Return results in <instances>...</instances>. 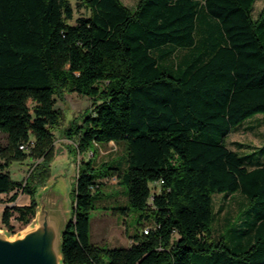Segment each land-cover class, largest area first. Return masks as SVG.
<instances>
[{"label": "trees", "instance_id": "16d2710c", "mask_svg": "<svg viewBox=\"0 0 264 264\" xmlns=\"http://www.w3.org/2000/svg\"><path fill=\"white\" fill-rule=\"evenodd\" d=\"M254 2L77 0L86 13L75 17L70 0H0V194H10L2 225L13 232L11 218H34L63 117L55 99L76 92L91 106L64 130L74 154L110 141L124 153L99 166L80 160L65 264H264V144H228L264 113V6L254 18ZM26 156L41 160L13 180L11 161ZM109 177L126 188L129 207L115 209L152 222L128 246L90 240V212ZM19 191L29 203L12 204ZM221 192L240 193L245 208L215 238Z\"/></svg>", "mask_w": 264, "mask_h": 264}, {"label": "rangeland", "instance_id": "374dc122", "mask_svg": "<svg viewBox=\"0 0 264 264\" xmlns=\"http://www.w3.org/2000/svg\"><path fill=\"white\" fill-rule=\"evenodd\" d=\"M75 8L74 16L86 13L85 9H76L77 0H70ZM124 4L133 6L137 0H122ZM264 6V0H255L252 10V16L255 18ZM55 106L63 112L62 120L57 128L54 129L53 157L49 162V177L38 190L45 186L48 180L53 176H58L59 190L62 192L69 210L72 202L71 189L78 171V165L82 158L91 157L95 166H99L102 162H109L121 158L124 150L123 144H116L113 141L103 144H95L94 151H86L82 154H74L72 148L75 147L73 139L66 137L64 130L70 126L74 120H80L85 109L90 108L91 99L88 96L78 94L76 92L64 93L62 98L56 97ZM246 122L240 129L235 128L228 137V144L231 148H236L235 142L247 144L248 147L242 148L240 151L249 152L250 148H257L264 144V113L260 112L248 117ZM247 128H246V127ZM249 127V128H248ZM0 143L4 145L6 138L1 134ZM41 160L38 156L24 157L23 159H14L9 165L10 176L13 180H24L31 175L32 167ZM103 185L99 189V195L95 198V208L90 212V240L98 245L109 247L128 246L132 242V236L135 233L145 232V228L152 226L149 220H143L141 224H137L138 212L133 209H127L125 213L115 208L129 207L126 195V188L117 182V178H103ZM37 190V191H38ZM224 192L215 193L213 195V204L215 210V220L213 224L214 237L217 238L220 233L228 234L227 230L233 220L242 219L241 213L245 208V198L240 193L228 195L224 197ZM10 194L0 195V229L7 230L1 223V215L4 206L7 204ZM26 200V201H25ZM30 199L27 194L21 191L18 193L17 199L12 204L29 203ZM26 203V204H27ZM10 204V203H9ZM34 218L27 225L11 218L14 226L12 235L23 231L27 226L32 224Z\"/></svg>", "mask_w": 264, "mask_h": 264}, {"label": "water", "instance_id": "95a60500", "mask_svg": "<svg viewBox=\"0 0 264 264\" xmlns=\"http://www.w3.org/2000/svg\"><path fill=\"white\" fill-rule=\"evenodd\" d=\"M57 184L55 175L36 192L32 224L14 235L0 229V264H65L62 235L70 215Z\"/></svg>", "mask_w": 264, "mask_h": 264}, {"label": "built area", "instance_id": "2783aa9c", "mask_svg": "<svg viewBox=\"0 0 264 264\" xmlns=\"http://www.w3.org/2000/svg\"><path fill=\"white\" fill-rule=\"evenodd\" d=\"M19 147H20V149L27 148V147H25L24 145H20ZM145 232H147V228H145Z\"/></svg>", "mask_w": 264, "mask_h": 264}, {"label": "crops", "instance_id": "0c3cea01", "mask_svg": "<svg viewBox=\"0 0 264 264\" xmlns=\"http://www.w3.org/2000/svg\"><path fill=\"white\" fill-rule=\"evenodd\" d=\"M1 195V194H0ZM26 201V200H25ZM25 204L27 203V202H24ZM1 205H3V203H0Z\"/></svg>", "mask_w": 264, "mask_h": 264}]
</instances>
